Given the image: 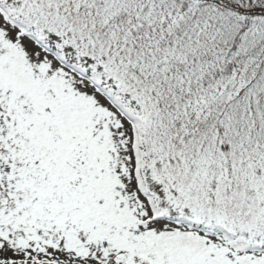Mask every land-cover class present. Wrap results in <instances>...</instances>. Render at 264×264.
<instances>
[{
	"label": "snow or ice",
	"instance_id": "snow-or-ice-1",
	"mask_svg": "<svg viewBox=\"0 0 264 264\" xmlns=\"http://www.w3.org/2000/svg\"><path fill=\"white\" fill-rule=\"evenodd\" d=\"M0 264H264V0H0Z\"/></svg>",
	"mask_w": 264,
	"mask_h": 264
}]
</instances>
